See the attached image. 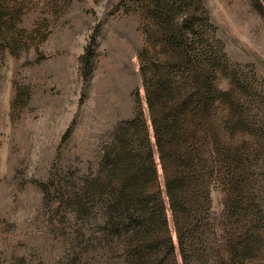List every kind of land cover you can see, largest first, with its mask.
Wrapping results in <instances>:
<instances>
[{"label":"rangeland","instance_id":"rangeland-1","mask_svg":"<svg viewBox=\"0 0 264 264\" xmlns=\"http://www.w3.org/2000/svg\"><path fill=\"white\" fill-rule=\"evenodd\" d=\"M165 4L176 23L205 24L225 47L228 70L218 76L232 90L239 198L256 206L253 263L264 264V0H0V264L114 262L100 248L86 252L63 179L94 172L110 132L137 111V91L146 111L137 54L158 40L153 16ZM229 189L220 186L227 205ZM250 219L242 211L236 231L228 208L217 216L226 238Z\"/></svg>","mask_w":264,"mask_h":264},{"label":"trees","instance_id":"trees-1","mask_svg":"<svg viewBox=\"0 0 264 264\" xmlns=\"http://www.w3.org/2000/svg\"><path fill=\"white\" fill-rule=\"evenodd\" d=\"M165 5L153 16L158 40L149 39L137 54L147 109L137 91V111L110 132L94 172L81 183L65 174L69 210L81 221L86 252L112 253L111 264H254L260 257L257 210L242 207L239 198L232 90L218 76L228 70L225 47L214 29L176 23L175 10ZM222 183L234 196L228 205ZM41 189L47 191L45 182ZM220 208L229 209L236 231L247 210L248 229L226 238Z\"/></svg>","mask_w":264,"mask_h":264}]
</instances>
